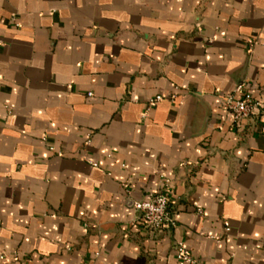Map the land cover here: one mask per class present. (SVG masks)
<instances>
[{"label": "crops", "instance_id": "obj_1", "mask_svg": "<svg viewBox=\"0 0 264 264\" xmlns=\"http://www.w3.org/2000/svg\"><path fill=\"white\" fill-rule=\"evenodd\" d=\"M244 81L264 0H0V264H264V134L217 93ZM165 179L176 226L133 224Z\"/></svg>", "mask_w": 264, "mask_h": 264}, {"label": "built area", "instance_id": "obj_2", "mask_svg": "<svg viewBox=\"0 0 264 264\" xmlns=\"http://www.w3.org/2000/svg\"><path fill=\"white\" fill-rule=\"evenodd\" d=\"M217 93L221 97L223 106L231 115L234 124L246 120L255 126H259L260 131L264 134V90H262L261 95L256 96L248 89L247 82L244 81L237 84L230 94ZM164 97L162 94H158L150 98L147 109L152 108ZM162 178L164 179L163 176ZM168 189L169 181L165 179L159 192L136 201L134 204L136 218L133 224L140 223L145 228L157 231L176 226V218L167 195ZM198 211L201 213L202 210L199 208ZM226 230L229 231L230 229L226 228ZM176 257L178 260L195 264L191 252L183 243L177 245Z\"/></svg>", "mask_w": 264, "mask_h": 264}]
</instances>
